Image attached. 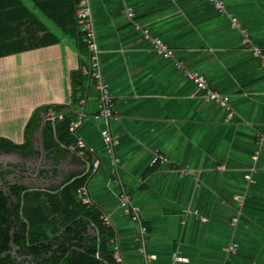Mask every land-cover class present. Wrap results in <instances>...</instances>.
<instances>
[{
  "label": "crops",
  "instance_id": "1",
  "mask_svg": "<svg viewBox=\"0 0 264 264\" xmlns=\"http://www.w3.org/2000/svg\"><path fill=\"white\" fill-rule=\"evenodd\" d=\"M90 1L100 72L114 99L116 116L108 127L114 152H108L101 134L106 125L94 119L100 93L81 73L89 57L72 26L76 0H18L17 7H26L36 19L17 21L15 31L23 28L28 38L51 36L47 39L57 42L0 58V116L11 113L0 131L19 132L24 126L25 132L42 105L63 104L61 113L52 108L38 113L42 123L50 112L77 120L83 110L86 119L64 143L47 142L46 150L34 115L26 129L34 153L0 150L3 169L36 175L41 167L39 178L11 175L29 192L53 191L60 200L73 182L80 184L78 191L86 188L91 204L79 196L78 201L97 211L100 221L110 217L112 228L103 226L119 241L126 264H264V69L233 24V17L239 18L264 49V0H222L225 12L211 0ZM143 31L161 38L175 57L159 55ZM188 72L230 97V108L197 94ZM16 108L21 115H15ZM80 139L86 147L78 146ZM154 153L169 163L153 165ZM36 187L41 191H31ZM123 191L141 209L139 223L121 209ZM80 231L82 243L98 246V227ZM232 243L238 249L229 254ZM103 254L115 264L109 245ZM175 254L183 260H174ZM96 258L100 261V254Z\"/></svg>",
  "mask_w": 264,
  "mask_h": 264
},
{
  "label": "trees",
  "instance_id": "2",
  "mask_svg": "<svg viewBox=\"0 0 264 264\" xmlns=\"http://www.w3.org/2000/svg\"><path fill=\"white\" fill-rule=\"evenodd\" d=\"M17 1L7 0V4H0V58L43 48L57 42L54 39H47L51 36H45L40 40L28 38V33L23 31V28L21 31L19 29L15 31L17 27L14 25H19L17 21L28 23L36 19L26 7L20 4L17 7ZM75 7L71 8L70 12L73 17L72 26L77 34V40L85 46L80 40ZM62 105H42L36 108L28 120L25 132L24 126L19 132H11L9 127L5 132L0 131V150L5 153L33 154L34 149L28 142L26 130L29 129L32 118L36 116L35 129H39L42 126V117L38 116V113H46L51 108L60 112ZM17 106L22 109L21 103ZM65 108L63 107V110ZM15 110L18 111L15 115H21L22 110L17 108ZM9 115L11 113L6 111V117L0 116V123H5L3 127L11 119ZM63 118L62 121L56 119L46 122L43 131L46 150H48L47 142L64 143L66 138L72 135L71 125L76 118L73 116H63ZM11 174L12 172L9 171L0 173V264H113L110 257H103L104 250L112 240L111 231L102 225L97 211L86 209L78 201L79 183L73 182L65 186L61 201L53 191L29 192L28 188L21 185L22 180L15 181L16 183L9 182L7 177ZM64 206H70L72 209L69 211ZM91 224L101 231L98 246L82 243L83 231L79 232V228L85 230V227ZM97 254L101 256L100 261L106 260L107 263L100 262L96 258Z\"/></svg>",
  "mask_w": 264,
  "mask_h": 264
},
{
  "label": "built area",
  "instance_id": "3",
  "mask_svg": "<svg viewBox=\"0 0 264 264\" xmlns=\"http://www.w3.org/2000/svg\"><path fill=\"white\" fill-rule=\"evenodd\" d=\"M211 1L214 2L216 8L220 12H225L224 11L225 5L222 0H211ZM126 13H127L128 20L134 23L133 10L127 7ZM75 16H76L78 31L80 34V40L87 48L88 57H89V65L87 68L81 67L80 68L81 73L84 75V77L88 78L90 81H92L96 85V88L100 93L99 104L101 108H100V111L94 115V119L101 120L106 125V128L102 130L101 134L105 140L108 152L112 154L114 152L115 141L112 135L110 134L108 127H109L111 120L116 116L115 110H114V99L111 95L108 84L105 82L103 75H101V72H100V64H99L100 49L98 48L96 38H95V29H94V20H93V11L91 7V1L90 0H78V3L76 4V7H75ZM233 24L235 28H237L242 34L244 45L248 48V50L252 53V56L258 60L259 64L264 69V49H262L260 46H258L254 42L255 40L252 38L250 33L247 32L242 27V24L239 18L233 17ZM144 33L147 39H149L152 42L155 51L159 55L163 56L164 58H174L175 57L174 52L161 38L152 37L148 31H145ZM177 66H181V64L178 63ZM186 76L188 80L191 81L195 85L197 94H201L206 101L215 103L216 105L222 108H227V109L230 108L231 98L228 96L221 95L218 92H215L213 89H211L208 82L205 80V78L202 75L196 72H188ZM62 118H63V115L61 114L55 115L53 112H50L48 116V121H55L56 119H62ZM85 119H86V114L83 112V110H81V113L79 114L78 119L71 126V131L75 133L76 130L80 127V125L84 122ZM77 144L80 148L86 147L82 139H80ZM117 161L119 160H115V162ZM151 163L153 165L158 164V165L163 166V165L168 164L169 160L162 154L154 153ZM98 167H99V162L96 161L94 163V169L97 170ZM180 172L185 175H189L191 173L190 170H185V169H181ZM250 182H254V181L250 180ZM78 196L82 199V202L84 205L89 206L91 204L90 197H89V194L86 188L80 189L78 191ZM121 209L125 210L127 213L132 214L133 220L135 222H138V223L140 222V210L141 209L134 204L132 198L125 191H123L121 195ZM203 220L206 221V219H203ZM101 222L103 223L105 227L109 229H111L113 226L112 221L109 216L101 217ZM232 222H233L232 225L236 226L238 222V217L234 218ZM138 240L142 246L146 243V229L145 228L141 229ZM109 246L112 249V255H113L115 264H126L125 259L122 256L121 246H120L119 241H117L116 238H113L112 240H110ZM237 249H238V244L232 243L228 246L227 251L229 254H234L237 251ZM141 251L144 253L145 249L142 247ZM174 260L179 261L183 259L180 258L179 254H175Z\"/></svg>",
  "mask_w": 264,
  "mask_h": 264
},
{
  "label": "water",
  "instance_id": "4",
  "mask_svg": "<svg viewBox=\"0 0 264 264\" xmlns=\"http://www.w3.org/2000/svg\"><path fill=\"white\" fill-rule=\"evenodd\" d=\"M45 124H46V120H44L43 121V123H42V126H41V133H40V136H41V139L43 138V131H44V127H45ZM42 149L41 150H43L42 152H43V155H44V157L46 156L45 155V153H46V150H45V148H44V145L42 144ZM5 171H9V172H14V173H18V174H21V175H25V176H27V177H36V178H39L40 177V174H41V172H42V168L41 167H39L38 168V174H31V173H22V172H19V171H17L16 169H14V168H6V169H2V170H0V173H3V172H5ZM37 173V172H36ZM26 185V184H25ZM31 191H41L38 187H36V188H32V190Z\"/></svg>",
  "mask_w": 264,
  "mask_h": 264
},
{
  "label": "flooded vegetation",
  "instance_id": "5",
  "mask_svg": "<svg viewBox=\"0 0 264 264\" xmlns=\"http://www.w3.org/2000/svg\"><path fill=\"white\" fill-rule=\"evenodd\" d=\"M4 166H5V165H3V164L0 163V170H2L3 168H5ZM13 176H14V175H9V176L7 177L8 180L11 181V182H13V181H14ZM31 181H32V180H26V182H24V183H27V184H29L30 186H33V184L30 183Z\"/></svg>",
  "mask_w": 264,
  "mask_h": 264
},
{
  "label": "rangeland",
  "instance_id": "6",
  "mask_svg": "<svg viewBox=\"0 0 264 264\" xmlns=\"http://www.w3.org/2000/svg\"><path fill=\"white\" fill-rule=\"evenodd\" d=\"M21 161V160H20ZM102 223V222H101ZM102 225H103V223H102Z\"/></svg>",
  "mask_w": 264,
  "mask_h": 264
}]
</instances>
